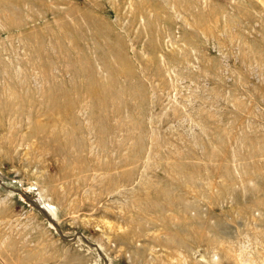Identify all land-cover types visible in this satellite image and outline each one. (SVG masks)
I'll return each mask as SVG.
<instances>
[{
  "label": "rangeland",
  "instance_id": "rangeland-1",
  "mask_svg": "<svg viewBox=\"0 0 264 264\" xmlns=\"http://www.w3.org/2000/svg\"><path fill=\"white\" fill-rule=\"evenodd\" d=\"M0 264H264V0H0Z\"/></svg>",
  "mask_w": 264,
  "mask_h": 264
},
{
  "label": "bare ground",
  "instance_id": "bare-ground-1",
  "mask_svg": "<svg viewBox=\"0 0 264 264\" xmlns=\"http://www.w3.org/2000/svg\"><path fill=\"white\" fill-rule=\"evenodd\" d=\"M41 202V201H40ZM37 199H33V204L42 212V213H44V214H46L48 217H52V219H55V214H54V212L50 209V208H48V207H46V206H44L42 203H40ZM50 217V218H51Z\"/></svg>",
  "mask_w": 264,
  "mask_h": 264
},
{
  "label": "water",
  "instance_id": "water-1",
  "mask_svg": "<svg viewBox=\"0 0 264 264\" xmlns=\"http://www.w3.org/2000/svg\"><path fill=\"white\" fill-rule=\"evenodd\" d=\"M43 215H45L46 217H48L46 214L43 213Z\"/></svg>",
  "mask_w": 264,
  "mask_h": 264
}]
</instances>
